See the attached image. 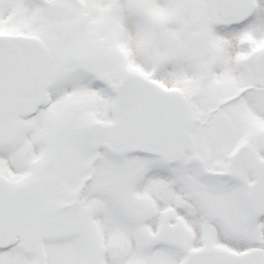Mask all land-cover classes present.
I'll use <instances>...</instances> for the list:
<instances>
[{
  "label": "snow or ice",
  "instance_id": "obj_1",
  "mask_svg": "<svg viewBox=\"0 0 264 264\" xmlns=\"http://www.w3.org/2000/svg\"><path fill=\"white\" fill-rule=\"evenodd\" d=\"M0 264H264V0H0Z\"/></svg>",
  "mask_w": 264,
  "mask_h": 264
}]
</instances>
